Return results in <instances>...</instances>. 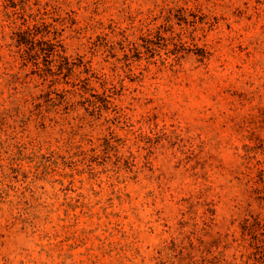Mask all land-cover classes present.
<instances>
[{
  "label": "rangeland",
  "instance_id": "374dc122",
  "mask_svg": "<svg viewBox=\"0 0 264 264\" xmlns=\"http://www.w3.org/2000/svg\"><path fill=\"white\" fill-rule=\"evenodd\" d=\"M261 108L264 0H0V264L245 263Z\"/></svg>",
  "mask_w": 264,
  "mask_h": 264
},
{
  "label": "trees",
  "instance_id": "16d2710c",
  "mask_svg": "<svg viewBox=\"0 0 264 264\" xmlns=\"http://www.w3.org/2000/svg\"><path fill=\"white\" fill-rule=\"evenodd\" d=\"M259 115L258 121L252 117L249 124L258 125V129H264V108L259 110ZM257 128L250 129L249 135L246 137L249 144L242 146L240 156L244 168L241 174L246 182L247 199L245 203L249 209L256 206L259 210L257 214H253L247 209L246 218L241 226V239L234 241L239 243L238 248L243 252L251 251L248 261L243 264H250L253 257V264H264V142L256 136ZM212 247L204 249L194 247L200 255L199 260L190 259L180 250L181 261L179 264H238L237 257L232 261H225L222 259L223 254L217 255ZM240 259H245V255L242 254Z\"/></svg>",
  "mask_w": 264,
  "mask_h": 264
}]
</instances>
